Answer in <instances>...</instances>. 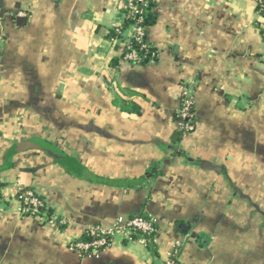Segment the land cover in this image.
Segmentation results:
<instances>
[{
    "label": "crops",
    "instance_id": "crops-1",
    "mask_svg": "<svg viewBox=\"0 0 264 264\" xmlns=\"http://www.w3.org/2000/svg\"><path fill=\"white\" fill-rule=\"evenodd\" d=\"M122 10L0 0V264H166L176 242L178 264H264V15L255 0H156L160 56L135 65L108 39ZM181 87L195 101L186 136ZM35 138L70 169L40 149L11 155ZM18 186L64 230L20 215ZM139 215L157 221L155 254L139 238L97 258L69 249L87 227Z\"/></svg>",
    "mask_w": 264,
    "mask_h": 264
},
{
    "label": "built area",
    "instance_id": "built-area-1",
    "mask_svg": "<svg viewBox=\"0 0 264 264\" xmlns=\"http://www.w3.org/2000/svg\"><path fill=\"white\" fill-rule=\"evenodd\" d=\"M156 1V0H155ZM149 0H123V8L127 9L128 15L135 22L131 25L123 39L112 38L110 43L121 47V56L123 61L129 63H139L141 58L137 49L131 45L132 41L139 43L140 51L149 52L150 42L148 40V28L143 25V9L141 6H147ZM258 12L264 15V0H255ZM152 60L159 58L160 53L157 50L149 55ZM194 96L187 87L180 88V108L178 118L180 121V130L186 136L195 131V112ZM40 195L33 190H26L23 186H18L15 194V200L18 204V211L24 217L36 218L40 223L50 227L53 230H60L67 226V221L53 214L50 217L41 211L44 207V201L39 198ZM157 221L154 218H144L135 216L131 218L119 216L108 227L90 226L85 233L91 237L90 241H80L78 239L69 243V249L78 253L82 257L97 258L107 251L116 241V239H125L132 241L134 237L139 238L147 247L148 237H153L156 243ZM182 251L180 242H176L170 252L166 264H178V258Z\"/></svg>",
    "mask_w": 264,
    "mask_h": 264
},
{
    "label": "trees",
    "instance_id": "trees-1",
    "mask_svg": "<svg viewBox=\"0 0 264 264\" xmlns=\"http://www.w3.org/2000/svg\"><path fill=\"white\" fill-rule=\"evenodd\" d=\"M155 4H156L155 0H149V3H148L147 6H144V7L141 6L140 7V8L143 9V12H144V14H143V25L145 27H147V28L153 26L156 23V14L154 13ZM120 16H121L120 17V23L110 29V33H109V36H108L109 40H111L112 38L123 39L124 35L128 32V30L131 27V25L135 22V20L128 15V11L125 8H123ZM131 45H132L133 48L137 49V51L139 53V56L141 58V61L139 63H136L135 65H147L150 62H155V61H157L159 59L158 58L156 60L155 59L152 60L151 57L149 56L150 53H152L153 51L157 50V48L154 47L151 43L149 45V47H150L149 48V52H147L146 50L140 51V46L141 45L139 43L135 42V41H132ZM118 46L120 47L119 44L115 45L116 48H118ZM123 110L125 112H128V113H134V104L132 106H130V107H127L126 104H124L123 105ZM180 132L183 135V132L182 131H180ZM16 149H17V145L13 148V150L11 152V155H16L17 154ZM57 155H62V156L58 157L57 160L60 161L63 164L65 169L69 170L70 166L68 164L67 157L64 156V155H67V154L60 152L58 154H55L54 156H57ZM25 189L26 190H33L31 188H28V187H25ZM39 198L42 199V201H44V207L41 208V211L43 213H46L49 217L51 215L55 214V212H53V210H51L48 207V205L46 204L45 199L42 196H40ZM2 200H3V197H2V194L0 193V203L2 202ZM139 216L149 219V217H146L144 215H139ZM155 227L158 230V225H156ZM64 228L65 227H62L60 230H64ZM134 239H137V237H134ZM78 240H80V241H90L91 237L88 234L84 233L83 236L80 237ZM147 240H148L147 241L148 249L153 254H155L156 246H155V243L153 242V237H148Z\"/></svg>",
    "mask_w": 264,
    "mask_h": 264
},
{
    "label": "water",
    "instance_id": "water-1",
    "mask_svg": "<svg viewBox=\"0 0 264 264\" xmlns=\"http://www.w3.org/2000/svg\"><path fill=\"white\" fill-rule=\"evenodd\" d=\"M26 18H20L19 21H25ZM30 149H40L42 151L47 152L50 155H55L58 154V150L49 142L46 140L40 139V138H35V139H30L24 143H20L17 145L16 152L20 153L26 150ZM202 169L210 170V169H219L218 166L213 165L211 163H208L206 161H203L201 164Z\"/></svg>",
    "mask_w": 264,
    "mask_h": 264
},
{
    "label": "rangeland",
    "instance_id": "rangeland-1",
    "mask_svg": "<svg viewBox=\"0 0 264 264\" xmlns=\"http://www.w3.org/2000/svg\"><path fill=\"white\" fill-rule=\"evenodd\" d=\"M258 194H259L258 191H250V196L252 199L258 198Z\"/></svg>",
    "mask_w": 264,
    "mask_h": 264
}]
</instances>
